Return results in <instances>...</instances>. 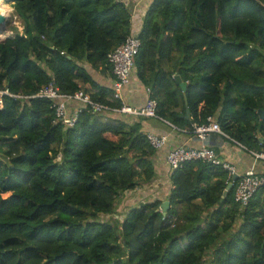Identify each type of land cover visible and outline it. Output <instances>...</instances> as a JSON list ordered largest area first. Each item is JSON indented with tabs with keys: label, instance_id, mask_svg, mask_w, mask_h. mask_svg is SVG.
I'll return each mask as SVG.
<instances>
[{
	"label": "trees",
	"instance_id": "obj_1",
	"mask_svg": "<svg viewBox=\"0 0 264 264\" xmlns=\"http://www.w3.org/2000/svg\"><path fill=\"white\" fill-rule=\"evenodd\" d=\"M3 2L22 31L0 39V91L14 95L0 107V264H264V185L242 208L233 186L223 196L226 170L189 161L171 169L165 214L155 200L104 220L153 181L156 149L139 122L85 107L66 127L34 97L53 83L122 106L90 72L112 74L107 54L132 34L124 1ZM137 36L134 70L159 117L188 131L211 117L264 152V0H151Z\"/></svg>",
	"mask_w": 264,
	"mask_h": 264
},
{
	"label": "built area",
	"instance_id": "obj_2",
	"mask_svg": "<svg viewBox=\"0 0 264 264\" xmlns=\"http://www.w3.org/2000/svg\"><path fill=\"white\" fill-rule=\"evenodd\" d=\"M9 34H11V32ZM2 36L3 35H0V38ZM139 47L140 40L137 34H130L122 44L107 54V59L111 65V73L113 75V98L120 100L121 103V92L124 86L129 83L130 76L134 70L133 58ZM2 95L14 96L5 90L0 91V107H2ZM34 97L51 100V107L54 109L55 114V122H59L66 127H71L75 123L79 112L85 107L93 115L101 112H119L161 119L156 112L157 102L153 98H148L144 106L139 108H133L123 103L120 108H112L105 104L92 101L89 95L82 91L73 94H63L53 83H49L42 87ZM72 100L81 102L83 107L77 108L72 114H69L67 103ZM184 131L192 133L195 139L201 142V145L197 148L178 146L168 151L165 160L169 167L171 169H178L184 163L195 160L209 162L213 165H220L227 171V184H231L234 187V201L242 208L246 206L255 191L264 185V175L256 173L253 168L239 174L234 165L223 162L218 158L214 149L206 144L209 135L218 134L227 138L229 137L221 131L219 124L213 118L208 117L206 122L200 125L193 122L190 131ZM147 138L150 145L156 150H160L166 143L165 136L149 134ZM249 152L254 155L255 158L264 160V152ZM233 175L237 177L234 181L232 180Z\"/></svg>",
	"mask_w": 264,
	"mask_h": 264
},
{
	"label": "crops",
	"instance_id": "obj_3",
	"mask_svg": "<svg viewBox=\"0 0 264 264\" xmlns=\"http://www.w3.org/2000/svg\"><path fill=\"white\" fill-rule=\"evenodd\" d=\"M123 1L131 12V32L132 34H138L144 13L151 0ZM90 74L98 84L112 89V74L100 71H93ZM121 96L122 103L133 108L144 106L147 99L150 98L149 87L143 84L135 70L132 71L129 83L122 89ZM67 107L68 113L72 114L75 109L81 108L83 105L79 101L72 100L67 103ZM95 115L103 121L121 120L129 124L139 122L142 132L146 135L153 134L166 137L165 145L160 150H156L154 158L156 175L153 181L125 191L118 202L124 201L123 204L125 206L123 207H125L127 212L130 207H137L155 200L162 203L168 201V194L171 189V168L165 160L167 152L178 146L197 148L201 145V142L196 140L192 133L184 131L162 118L142 117L119 112H101ZM206 144L214 149L221 161L234 165L237 173L241 174L253 168L256 173L264 175V160L255 158L249 150L230 138L211 134ZM117 208H119L118 204L113 215L102 216V219L110 220V218H115L121 221L124 214L118 215L119 211H117Z\"/></svg>",
	"mask_w": 264,
	"mask_h": 264
},
{
	"label": "water",
	"instance_id": "obj_4",
	"mask_svg": "<svg viewBox=\"0 0 264 264\" xmlns=\"http://www.w3.org/2000/svg\"><path fill=\"white\" fill-rule=\"evenodd\" d=\"M5 24H6V17L0 15V34L3 35L5 33ZM176 82L179 84L182 92L184 93V101H185V105H187V101H186V98H185V90H186V82L182 81L180 79L179 76H175L174 77ZM257 113L259 114V116L262 118L264 116V112L262 110H258ZM188 115H189V112L188 110L186 109V113H185V117L188 118ZM236 175H233L232 176V180H236ZM232 187L231 184H228L227 187H226V190L224 191L223 193V196L226 194V192ZM169 206V201H166V202H163L161 204V210H162V213H166L167 211V208Z\"/></svg>",
	"mask_w": 264,
	"mask_h": 264
},
{
	"label": "rangeland",
	"instance_id": "obj_5",
	"mask_svg": "<svg viewBox=\"0 0 264 264\" xmlns=\"http://www.w3.org/2000/svg\"><path fill=\"white\" fill-rule=\"evenodd\" d=\"M3 4L4 5H7V8L8 9H6V10L9 11V12L7 13V16H6V24H5V30L6 31H5V33L3 34V36L0 39H3V38H5L7 36H10V35L12 36L14 34V32L12 33V31L10 29L12 26L17 27L19 32L22 31L21 29H19V28H21L20 22L18 21L17 17L14 15L13 8L11 7V5L10 4H5L3 2V0H0V6L3 5ZM10 32H11V34H9ZM123 202L124 201H119L117 203L118 204V207H119V208H117V211H119V214L118 215H120L121 213L124 214V215L126 214V209H125V207H123V206H125L123 204Z\"/></svg>",
	"mask_w": 264,
	"mask_h": 264
},
{
	"label": "clouds",
	"instance_id": "obj_6",
	"mask_svg": "<svg viewBox=\"0 0 264 264\" xmlns=\"http://www.w3.org/2000/svg\"><path fill=\"white\" fill-rule=\"evenodd\" d=\"M0 15H7V12L0 10ZM6 38V37H5ZM4 39V38H3Z\"/></svg>",
	"mask_w": 264,
	"mask_h": 264
},
{
	"label": "bare ground",
	"instance_id": "obj_7",
	"mask_svg": "<svg viewBox=\"0 0 264 264\" xmlns=\"http://www.w3.org/2000/svg\"><path fill=\"white\" fill-rule=\"evenodd\" d=\"M0 10H2V11H5V12H7L6 10H4L2 7H0ZM8 13V12H7ZM2 16H4V17H6L7 15H2ZM10 18V17H9ZM8 27V26H7ZM9 29V28H8ZM1 35V34H0Z\"/></svg>",
	"mask_w": 264,
	"mask_h": 264
}]
</instances>
